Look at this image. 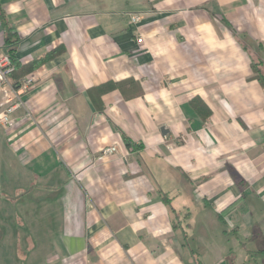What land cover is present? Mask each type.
Returning <instances> with one entry per match:
<instances>
[{"label":"crops","instance_id":"1","mask_svg":"<svg viewBox=\"0 0 264 264\" xmlns=\"http://www.w3.org/2000/svg\"><path fill=\"white\" fill-rule=\"evenodd\" d=\"M0 4L22 64L63 49L0 91V114L24 103L0 122V180L62 207L52 263L194 264L191 231L215 235L212 264L232 261L222 234L264 245V0Z\"/></svg>","mask_w":264,"mask_h":264},{"label":"rangeland","instance_id":"2","mask_svg":"<svg viewBox=\"0 0 264 264\" xmlns=\"http://www.w3.org/2000/svg\"><path fill=\"white\" fill-rule=\"evenodd\" d=\"M13 190V178L6 175L3 182L0 180V203L3 204L0 206V264H63L58 259L52 263L62 235L60 201L34 200L29 193L16 196ZM8 195L12 199L6 200ZM192 234L191 231L188 239L191 246L204 254L200 259L195 257L194 264L200 260L203 264H212L215 256L206 253L208 247L204 245L209 246L215 235L208 234L209 243L202 246L197 244L200 243L197 233L196 240L192 242ZM255 235L259 238L260 232ZM222 239L229 258H232L226 264H264V245H259V239L258 242H248L244 238H236L231 232L222 234Z\"/></svg>","mask_w":264,"mask_h":264},{"label":"trees","instance_id":"3","mask_svg":"<svg viewBox=\"0 0 264 264\" xmlns=\"http://www.w3.org/2000/svg\"><path fill=\"white\" fill-rule=\"evenodd\" d=\"M0 24L3 29L4 47L6 49L7 54L9 55L11 59L13 66L15 67V71L9 77V80L13 82L14 89H19L21 87V82L25 77L33 73L36 69H38L44 63L58 56L63 51V49H57V50H54L48 53L44 58L36 59L30 62L29 64H22L17 57V47H18V44L20 43V36L18 34V31L14 27V25L10 22L1 4H0ZM263 64L264 63L261 61H259L258 63H253L254 72L256 73V76L258 77V80H260L262 85H264V73L261 70V67L263 66ZM134 87L136 88L135 85L133 86V88ZM127 145L131 147L132 143L128 140ZM239 182L242 183L243 181L239 180ZM162 200L165 202L166 205L169 206L170 213L172 215L179 214V213H176V211L170 207L169 197H166L163 194ZM198 264H202V263L199 261Z\"/></svg>","mask_w":264,"mask_h":264},{"label":"built area","instance_id":"4","mask_svg":"<svg viewBox=\"0 0 264 264\" xmlns=\"http://www.w3.org/2000/svg\"><path fill=\"white\" fill-rule=\"evenodd\" d=\"M142 21L140 15H132L130 17V23L132 25H138ZM139 45L143 44L142 37L137 39ZM15 71L11 59L6 51L0 50V91H3L8 84L10 75ZM34 87V82L32 79H23L21 82L20 91L28 92ZM19 94L14 93L12 96H8L5 103V110L0 114V122L5 126H11L13 121L10 115L13 114L17 109L23 107L24 103ZM117 152V148L112 147L104 150L105 154H113Z\"/></svg>","mask_w":264,"mask_h":264}]
</instances>
